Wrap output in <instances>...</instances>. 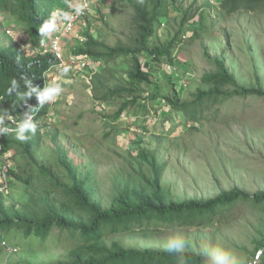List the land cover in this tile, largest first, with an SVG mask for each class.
Returning a JSON list of instances; mask_svg holds the SVG:
<instances>
[{"label": "rangeland", "instance_id": "rangeland-1", "mask_svg": "<svg viewBox=\"0 0 264 264\" xmlns=\"http://www.w3.org/2000/svg\"><path fill=\"white\" fill-rule=\"evenodd\" d=\"M135 1L89 0V13L71 33L64 32V12L54 9L55 28L51 31L54 35L45 41L51 44V37L61 33L66 62L62 67L51 68L46 75L48 84L55 82L63 90L54 101L49 100L51 108L42 121L48 126L43 130L38 159L53 167L63 182L68 180L63 166L56 162L57 149L63 146L78 171L89 176L104 207H109L122 190L132 193L153 190L154 171L141 159V149L152 152L158 163L165 165L160 184L168 202L206 200L233 188L251 196L264 192V95L233 94L224 101L211 103L200 120L190 121L177 112L167 119L169 107L165 101L160 97L146 99L144 96H148L153 86L143 85L140 102L148 107L149 113L132 115L125 111L121 118L115 119L122 100L100 101L93 88L92 68L70 64L76 48L84 46L86 31L111 46L130 43ZM220 1L164 2L165 15L156 24L153 41L162 44L180 30L181 42L174 52L175 63L161 59L154 63L153 75L163 90L170 89L168 75L180 76L176 88L183 101L193 100L198 88L210 86L204 78L217 71L214 60L218 57L225 60L238 85L264 90V10L228 15L220 9ZM185 10L195 17L182 25ZM14 22L0 19V42L9 37L27 52H33L25 44V31ZM124 60L117 61L121 75L127 68ZM102 66L100 59L95 70ZM221 89L233 92L236 85L227 83ZM56 130L59 132L53 140ZM137 136L142 143L136 142ZM22 193L23 187L17 184L10 194L5 193L6 202L19 200ZM215 216L213 221L205 220L200 226H162L146 233L143 229L130 230L109 234L105 241L111 245L118 240L126 247L138 249L209 254L215 260L220 253L227 252L234 264H253L259 252L264 251V206L240 199L221 208ZM15 235H8V244L16 242ZM176 239L182 241V246L170 249L169 242ZM19 247L17 252L7 248L5 254H0V264L20 254L27 256L29 251L22 252V246ZM65 251L64 246L42 248L33 259L37 262L60 259Z\"/></svg>", "mask_w": 264, "mask_h": 264}, {"label": "trees", "instance_id": "trees-1", "mask_svg": "<svg viewBox=\"0 0 264 264\" xmlns=\"http://www.w3.org/2000/svg\"><path fill=\"white\" fill-rule=\"evenodd\" d=\"M164 2H133L134 33L130 43L111 46L86 31L84 46L74 51L79 56L102 59L101 69L93 70V88L100 101L122 100L115 119L121 118L125 111L132 115L141 111L149 113L148 107L143 101L140 102L143 99V85L153 86L148 96H144L146 99L156 100L160 97L165 101L169 107L165 115L167 119L177 112L190 121L200 120L211 103L224 101L233 94L264 95L262 87L238 85L225 60L219 57L214 60L217 71L204 78L210 86L207 89L198 88L193 100H181L176 88L180 76L168 75L170 89L163 90L162 85L154 79V63L165 58L174 64V52L181 42L180 30L162 44L153 41L156 24L165 15ZM72 5L71 0H0V19L10 24L14 20L19 29L25 31V44L33 51L27 52L9 37L0 42V129H7L0 132V143L4 151H10L9 159L14 164L8 171V188L0 192V241L16 234V242L12 243L16 252L19 246H22V252L29 251L27 256L20 254V257L7 260L5 264H213L215 259L209 254L131 248L118 240L108 245L105 238L109 234L130 230L143 229L141 231L146 233L157 231L162 226L204 225L205 220L213 221L221 208L240 199L264 206V192L251 196L239 188H233L206 200L168 202L160 184L165 165L159 164L152 152L141 149V159L149 163L154 171L151 182L153 190L144 189L134 193L122 190L109 207H104L89 176L78 171L63 146L57 149L56 162L63 166L68 180L63 182L53 167L38 159L37 151L45 134L43 130L48 126L47 122L42 124V121L51 108L48 99L41 104L39 93L48 85L47 73L59 64L45 41L51 32L41 33L39 28L47 22L53 23L54 9L65 12ZM220 9L228 15L243 10H264V0H221ZM183 15L182 25L195 17L189 10H185ZM120 58H124L122 63L127 64L124 75H121L117 64ZM13 81L16 82L15 87ZM227 83L236 85V89L224 92L221 88ZM7 89L11 91L7 93ZM20 92L31 94L19 98ZM11 117L15 119L13 123ZM29 118L34 127L21 133L20 124ZM58 132L55 131L53 140H56ZM21 136L24 138L21 139ZM142 141L137 136L136 142L140 144ZM17 184L23 187L24 193L19 200L7 203L5 193L10 194ZM52 246L66 247L64 256L48 262L34 261L39 249ZM6 251V247H0V254ZM258 264H264V251Z\"/></svg>", "mask_w": 264, "mask_h": 264}, {"label": "built area", "instance_id": "built-area-1", "mask_svg": "<svg viewBox=\"0 0 264 264\" xmlns=\"http://www.w3.org/2000/svg\"><path fill=\"white\" fill-rule=\"evenodd\" d=\"M78 4L74 7H71L65 12H68L71 14L70 20L64 19V32L71 33L76 28L77 24L89 13L90 11V2L89 0H78ZM77 9H80L77 11ZM49 48L56 57L59 60V67H62V65L65 64V54L63 50V44H62V37L61 33L57 32V34L52 37L51 44L49 45ZM98 60L92 59L91 57H83L79 55H74L71 57L70 64L80 67L82 69L85 68H92V70L95 69L96 63ZM95 63V65H92ZM92 65V67H90ZM143 66H145V63H143ZM11 122L13 123L15 121L14 118H10ZM10 156V155H9ZM9 156H7L6 151H4V146L0 143V192L4 191L8 188L9 182H10V176L8 174L9 169L12 167L10 163ZM4 246L6 248H10V251H16V247L12 244H8L7 239H2L0 241V247ZM263 251H260L259 254L255 257L253 260V264H258Z\"/></svg>", "mask_w": 264, "mask_h": 264}, {"label": "clouds", "instance_id": "clouds-1", "mask_svg": "<svg viewBox=\"0 0 264 264\" xmlns=\"http://www.w3.org/2000/svg\"><path fill=\"white\" fill-rule=\"evenodd\" d=\"M71 1L73 2V5L71 7H74V6H76L79 3V2L77 3L78 0L77 1L71 0ZM79 10L80 9H77V11H79ZM63 15H64V19L65 20H70L71 19V14L70 13L64 12ZM54 28H55V24L54 23L47 22L44 25L40 26L39 31L41 33H45V32H49L50 33L51 31L54 30ZM51 34H53V32ZM51 41H52V37H51ZM49 45H50V43H49ZM26 83H29V85H30V82L26 81ZM12 84H13V87L16 86V82L15 81H13ZM62 90L63 89H62L61 85L56 84L55 82L49 83L39 93V99H40L41 104L46 99L54 101L62 93ZM10 91H11V89H7V93L10 92ZM30 94H31L30 92H20V93H18V97L19 98H25V97L29 96ZM30 119L31 118L24 119L23 122L20 124L21 133L24 131V129H32L34 127V125L31 123ZM6 131H7L6 128L5 129H0V132H6ZM20 138L23 139L24 137L21 136ZM181 246H182V241L180 239H176V240H173V241L169 242L170 249L180 248ZM213 264H234V262L229 259V255H228L227 252H222V253H220L217 256V258L213 262Z\"/></svg>", "mask_w": 264, "mask_h": 264}]
</instances>
